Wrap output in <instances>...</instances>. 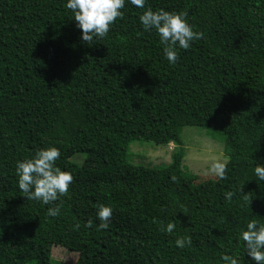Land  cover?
Listing matches in <instances>:
<instances>
[{"label": "trees", "instance_id": "trees-1", "mask_svg": "<svg viewBox=\"0 0 264 264\" xmlns=\"http://www.w3.org/2000/svg\"><path fill=\"white\" fill-rule=\"evenodd\" d=\"M66 4L0 0V264H52L53 246L76 264H225V254L256 264L240 237L249 221L264 225L254 171L264 165V0H125L91 46ZM148 7L187 12L204 33L174 65L140 22ZM186 126L223 140L226 179L185 169ZM149 141L176 144L170 163L134 162L131 144ZM49 147L74 181L46 205L27 200L16 167ZM100 204L113 210L103 230ZM188 236L191 246L176 245Z\"/></svg>", "mask_w": 264, "mask_h": 264}, {"label": "clouds", "instance_id": "clouds-1", "mask_svg": "<svg viewBox=\"0 0 264 264\" xmlns=\"http://www.w3.org/2000/svg\"><path fill=\"white\" fill-rule=\"evenodd\" d=\"M145 2L146 0H131V4L138 8H144ZM124 7L125 0H67L66 4V8L73 12L77 27L82 31V42L90 46L93 45L94 39L102 41L109 34L115 21L123 18ZM186 17L187 12H171L164 9L154 11L151 7L139 17L145 31L152 29L157 31L164 55L173 65L179 59L178 47L187 50L193 41L204 37L202 31L194 30ZM60 155V150L56 147L42 148L36 152L34 158L17 162L18 187L27 200H38L47 205L68 195L74 177L70 172L56 166ZM227 164V160H214L210 163L208 172L218 179H226ZM254 171L259 180H264V165L257 164ZM171 179L176 182L178 178L173 175ZM234 195V192L229 191L226 193V199L231 201ZM248 199L245 196V200ZM60 211V206L51 207L48 209V215L59 216ZM112 215L113 210L110 206L98 205L97 216L101 221L99 229L109 227ZM91 225L92 221L88 220L85 227ZM73 227L79 230L80 224L77 223ZM175 228V223L169 222L166 227H161V231L171 234ZM240 239L245 242L247 255L256 264H264V225L258 226L256 220L249 221ZM191 244L190 236L179 237L176 240V245L180 248ZM222 260L225 264H239L236 257L228 254L223 255Z\"/></svg>", "mask_w": 264, "mask_h": 264}, {"label": "rangeland", "instance_id": "rangeland-1", "mask_svg": "<svg viewBox=\"0 0 264 264\" xmlns=\"http://www.w3.org/2000/svg\"><path fill=\"white\" fill-rule=\"evenodd\" d=\"M182 138L185 150L183 158L185 169L196 174L198 182L217 178L211 175L208 169L210 163L214 160L228 161V157L224 152L223 140L213 137L208 133L207 129L196 126L184 127ZM175 148L176 144L174 142L167 145L156 144L152 141L142 144L137 142L131 144L134 162L146 165H165L170 163L171 154ZM52 258V264H76L78 254L60 246H53ZM30 264H34V261Z\"/></svg>", "mask_w": 264, "mask_h": 264}]
</instances>
